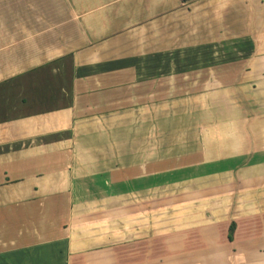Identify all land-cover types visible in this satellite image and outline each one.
Here are the masks:
<instances>
[{"label": "crops", "instance_id": "0c3cea01", "mask_svg": "<svg viewBox=\"0 0 264 264\" xmlns=\"http://www.w3.org/2000/svg\"><path fill=\"white\" fill-rule=\"evenodd\" d=\"M0 264H264V0H0Z\"/></svg>", "mask_w": 264, "mask_h": 264}, {"label": "trees", "instance_id": "16d2710c", "mask_svg": "<svg viewBox=\"0 0 264 264\" xmlns=\"http://www.w3.org/2000/svg\"><path fill=\"white\" fill-rule=\"evenodd\" d=\"M230 235H228V237H229Z\"/></svg>", "mask_w": 264, "mask_h": 264}]
</instances>
